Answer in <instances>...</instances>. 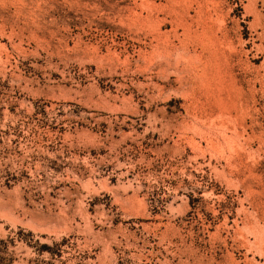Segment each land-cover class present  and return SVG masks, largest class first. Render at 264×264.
<instances>
[{
  "label": "rangeland",
  "instance_id": "374dc122",
  "mask_svg": "<svg viewBox=\"0 0 264 264\" xmlns=\"http://www.w3.org/2000/svg\"><path fill=\"white\" fill-rule=\"evenodd\" d=\"M0 264H264V0H0Z\"/></svg>",
  "mask_w": 264,
  "mask_h": 264
}]
</instances>
